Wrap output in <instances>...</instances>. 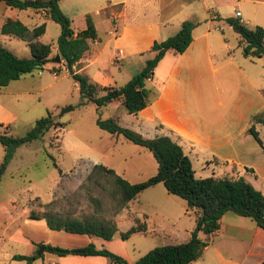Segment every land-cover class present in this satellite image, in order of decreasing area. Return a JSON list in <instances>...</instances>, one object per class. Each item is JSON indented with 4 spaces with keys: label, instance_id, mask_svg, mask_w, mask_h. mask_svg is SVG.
Listing matches in <instances>:
<instances>
[{
    "label": "crops",
    "instance_id": "0c3cea01",
    "mask_svg": "<svg viewBox=\"0 0 264 264\" xmlns=\"http://www.w3.org/2000/svg\"><path fill=\"white\" fill-rule=\"evenodd\" d=\"M58 7L69 19L74 33L86 28V23L72 26L71 18L61 9L60 0ZM96 9L104 15L107 32L103 38L98 37L95 24L90 21L95 38L88 41L86 52L72 69L101 87L118 88L125 84L151 58L148 50L152 42L173 36L183 21L195 23L187 48L179 55L166 52L157 62L145 85L151 101L136 115H130L134 121L130 129L148 139L167 136L181 147L190 163L194 159L200 167L209 168L212 177H242L264 196V127L252 121L254 116L264 113V57H244L238 35H232L233 30L223 21L232 17L248 29L258 26L264 30V0H217V3L215 0H100ZM22 11L30 12L35 19L29 25L21 22L23 25L31 29L44 23L45 33V23L51 21L44 18V12L18 11L2 2L0 26L5 18L20 22ZM43 35L39 41L45 44L41 41ZM229 38L236 41L234 48L233 44L227 45ZM50 47V60L44 67L51 71L61 68L70 79L60 58L58 63L51 61L56 50L55 46ZM17 50L21 57H26L25 49L18 47ZM40 72L23 75L6 87H20L26 93L34 91L36 85H42ZM72 88L78 92L73 81ZM116 108L119 112L115 119L124 112L121 105L117 104ZM251 124L261 146L248 133ZM126 214L122 211L114 214L117 232L134 225L136 218L132 223L126 222L122 230L117 228L115 221L125 220ZM183 214L192 215L193 228L194 211L185 209ZM19 219L12 240L23 250L18 254L0 250V264H24L11 257L32 255L36 244L63 250L91 244L96 250L105 249L120 256L126 264H133L120 247L123 241L117 235L103 240L50 230L43 219L31 220L27 214ZM143 234H147V229ZM188 238L187 232L185 239ZM198 238L206 245L201 256L190 264H262L264 261V231L248 218L226 212L211 235L198 233ZM44 254L43 251L42 258L31 264H115L102 256L65 253L63 256L49 254L46 258Z\"/></svg>",
    "mask_w": 264,
    "mask_h": 264
},
{
    "label": "rangeland",
    "instance_id": "374dc122",
    "mask_svg": "<svg viewBox=\"0 0 264 264\" xmlns=\"http://www.w3.org/2000/svg\"><path fill=\"white\" fill-rule=\"evenodd\" d=\"M98 1L60 0V6L71 18L73 27L84 25L87 18L94 22L97 36L103 38L108 24L96 9ZM19 20L29 25L35 19L30 12L22 11ZM58 34V25L46 22L41 41L54 46ZM228 40L227 45L233 44L234 48L236 41ZM0 44L17 58L29 57L21 41L0 38ZM17 46L26 50V57H21ZM52 70L55 74L43 67L39 74L42 85H36L34 91L26 93L15 86L0 90V134L20 138L35 120L47 115L58 124L37 140L16 146L0 174L1 253L22 252V246L12 238L21 221L19 217L29 213H48L60 219L113 221L115 213L127 212L125 220L115 221L117 228L122 230L126 222L132 223L136 218L147 229L146 235L134 234L119 244L133 263L156 247L186 240L188 229L192 228V215H184L185 202L167 194L161 184L141 191L122 208L117 207L119 190L114 177L93 166L101 165L129 184H137L154 175L156 164L144 148L95 126L96 118L117 117V104L99 109L92 103L79 105L81 99L72 88V80L64 76L61 68ZM34 77L36 81L37 76ZM116 121L122 127H134L133 118L125 112ZM3 157L0 145V164ZM190 164L195 178L212 175L209 168L200 167L196 160ZM36 252L37 249L33 254ZM48 255L45 252L44 257Z\"/></svg>",
    "mask_w": 264,
    "mask_h": 264
},
{
    "label": "trees",
    "instance_id": "16d2710c",
    "mask_svg": "<svg viewBox=\"0 0 264 264\" xmlns=\"http://www.w3.org/2000/svg\"><path fill=\"white\" fill-rule=\"evenodd\" d=\"M4 6L15 10L31 9L44 12V18L59 27L55 41L56 54L64 63L70 79L77 85L80 97L79 105L92 103L96 109L109 104L121 105L128 115H136L151 101L150 91L145 88L157 62L166 53L181 54L191 41V30L195 23L186 20L180 23L177 32L162 41L152 42L148 52L151 58L145 60L142 68L134 73L129 80L118 88L101 87L91 82L85 74L75 72L72 67L77 65L88 48V41L95 38V32L89 19H85L86 28L76 33L70 28L69 19L59 10V0H0ZM223 21L231 27L239 37V47L244 57H264V30L254 26L248 29L239 20L227 17ZM44 33V23L28 29L18 20L5 18L0 26V36L23 42L29 52L28 58H17L0 44V89L21 76L34 71H41L51 56L49 44L39 41ZM53 72V71H52ZM101 93V94H100ZM100 94V95H99ZM253 123L264 127V113L254 116ZM58 126L50 117L39 118L20 138H12L0 134V145L4 150L3 162L0 164V174L5 163L10 158L13 149L20 145L37 140L49 128ZM95 126L111 136H122L128 142L144 148L152 156L156 171L150 178L129 184L116 176L112 170L101 165L93 166L114 177L119 190L117 207L120 209L141 191L161 184L165 192L185 202L187 210L194 211V226L189 232V238L182 243L156 247L140 256L133 264H190L197 260L206 243L198 238V233L211 235L218 228V221L223 214L230 212L236 216L250 219L257 228L264 231V196L256 191L242 177H206L195 178L188 157L181 147L167 136L144 138L138 133L117 124L115 118L101 120L96 118ZM252 139L261 146L253 124L248 128ZM48 213H29L28 219H43L48 229L63 231L70 234L89 235L110 240L117 235L121 241L133 234H143L145 224L135 220L123 232H117L112 220L97 219H60ZM40 244H36L38 248ZM44 252L56 256L68 253L78 256H102L115 264H126L125 261L105 249L96 250L93 245L63 250L55 246L44 245ZM42 255H14L11 260L31 264ZM264 264V261L262 262Z\"/></svg>",
    "mask_w": 264,
    "mask_h": 264
},
{
    "label": "water",
    "instance_id": "95a60500",
    "mask_svg": "<svg viewBox=\"0 0 264 264\" xmlns=\"http://www.w3.org/2000/svg\"><path fill=\"white\" fill-rule=\"evenodd\" d=\"M52 62L54 63H58L59 62V56L57 54L54 55V57L52 58L51 60ZM71 107H68V109L70 110ZM65 110H63L62 112H64ZM44 251V245H40L38 248H37V252H36V255H40L42 252Z\"/></svg>",
    "mask_w": 264,
    "mask_h": 264
},
{
    "label": "built area",
    "instance_id": "2783aa9c",
    "mask_svg": "<svg viewBox=\"0 0 264 264\" xmlns=\"http://www.w3.org/2000/svg\"><path fill=\"white\" fill-rule=\"evenodd\" d=\"M235 16L238 17V13H236ZM52 74H55V72L53 71Z\"/></svg>",
    "mask_w": 264,
    "mask_h": 264
}]
</instances>
